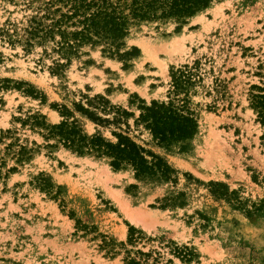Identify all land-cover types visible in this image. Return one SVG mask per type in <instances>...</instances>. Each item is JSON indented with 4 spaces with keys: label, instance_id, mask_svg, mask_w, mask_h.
<instances>
[{
    "label": "rangeland",
    "instance_id": "obj_1",
    "mask_svg": "<svg viewBox=\"0 0 264 264\" xmlns=\"http://www.w3.org/2000/svg\"><path fill=\"white\" fill-rule=\"evenodd\" d=\"M42 1L0 0V264H264L263 129L248 101L264 80V0H212L183 25L131 28L122 50L136 48V57L84 46L68 63L50 42L21 41ZM183 65L200 77L188 92L193 140L182 151L145 132L138 139L174 171L173 182L138 181L44 137L63 107L95 133L74 111L83 97L126 108L167 101L169 72ZM211 183L228 195L213 196Z\"/></svg>",
    "mask_w": 264,
    "mask_h": 264
},
{
    "label": "trees",
    "instance_id": "obj_2",
    "mask_svg": "<svg viewBox=\"0 0 264 264\" xmlns=\"http://www.w3.org/2000/svg\"><path fill=\"white\" fill-rule=\"evenodd\" d=\"M211 1L43 0L22 29L21 41L27 48L35 43L50 42L53 51L67 63L84 46L101 47L103 54L125 60L138 54L136 48L122 50L131 28L149 22L175 21L183 25L188 18L206 9ZM65 66L66 63L56 64L57 69ZM169 77L167 101L152 100L146 104L139 100L136 106L130 101L126 108L112 104L102 95L83 97L84 100L74 104V111L94 124L95 133L87 135L75 119L69 121L72 113L63 107L64 112L60 114L64 119L59 124L46 126L44 137L78 155L106 159L113 171L130 170L138 181L173 182L174 171L163 158L138 141L145 132L159 147L167 149L178 145L185 151L197 133V117L188 98V92L200 80L196 67L172 68ZM25 93L32 96L34 91L28 88ZM248 97L249 108L263 129L259 140L264 147V80L261 85L250 87ZM134 106L135 111L131 109ZM40 119L33 117V125L44 127ZM101 129L108 130L111 138L104 137ZM210 186L213 196L228 195L224 184L211 183ZM130 239H133L131 231ZM126 264L145 263L130 258Z\"/></svg>",
    "mask_w": 264,
    "mask_h": 264
},
{
    "label": "bare ground",
    "instance_id": "obj_3",
    "mask_svg": "<svg viewBox=\"0 0 264 264\" xmlns=\"http://www.w3.org/2000/svg\"><path fill=\"white\" fill-rule=\"evenodd\" d=\"M131 219H132V217H131ZM134 219V218H133ZM136 222V221H135Z\"/></svg>",
    "mask_w": 264,
    "mask_h": 264
}]
</instances>
